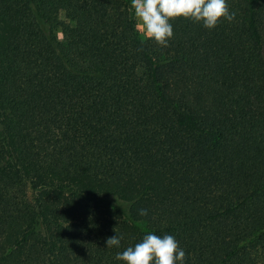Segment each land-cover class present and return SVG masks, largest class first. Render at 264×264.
<instances>
[{"label": "trees", "instance_id": "1", "mask_svg": "<svg viewBox=\"0 0 264 264\" xmlns=\"http://www.w3.org/2000/svg\"><path fill=\"white\" fill-rule=\"evenodd\" d=\"M228 5L165 47L131 0H0V264H264V0Z\"/></svg>", "mask_w": 264, "mask_h": 264}, {"label": "clouds", "instance_id": "2", "mask_svg": "<svg viewBox=\"0 0 264 264\" xmlns=\"http://www.w3.org/2000/svg\"><path fill=\"white\" fill-rule=\"evenodd\" d=\"M131 8L137 30L165 47L174 38L172 21L177 18L192 20L212 30L222 21L232 23L237 17L228 0H131ZM138 215L147 217L149 210L140 208ZM121 240L119 234L108 237L106 247L119 248ZM115 260L122 264H187L186 252L175 236L151 231L134 246L117 252Z\"/></svg>", "mask_w": 264, "mask_h": 264}, {"label": "rangeland", "instance_id": "3", "mask_svg": "<svg viewBox=\"0 0 264 264\" xmlns=\"http://www.w3.org/2000/svg\"><path fill=\"white\" fill-rule=\"evenodd\" d=\"M142 36L144 37V35L142 34Z\"/></svg>", "mask_w": 264, "mask_h": 264}]
</instances>
